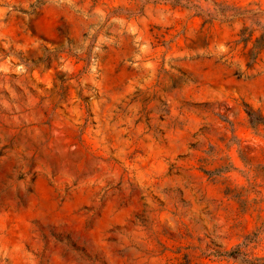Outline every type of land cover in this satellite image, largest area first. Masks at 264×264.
Masks as SVG:
<instances>
[{"label": "rangeland", "instance_id": "obj_1", "mask_svg": "<svg viewBox=\"0 0 264 264\" xmlns=\"http://www.w3.org/2000/svg\"><path fill=\"white\" fill-rule=\"evenodd\" d=\"M0 264H264V0H0Z\"/></svg>", "mask_w": 264, "mask_h": 264}]
</instances>
